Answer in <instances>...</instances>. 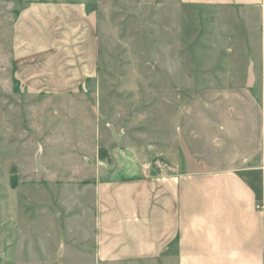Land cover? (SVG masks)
I'll return each instance as SVG.
<instances>
[{
  "label": "crops",
  "instance_id": "crops-1",
  "mask_svg": "<svg viewBox=\"0 0 264 264\" xmlns=\"http://www.w3.org/2000/svg\"><path fill=\"white\" fill-rule=\"evenodd\" d=\"M180 2L239 11L257 41L241 42L246 63L229 61L220 73L227 82L194 90L191 67L181 68L185 82L179 67L170 70L173 90H194L173 114L179 148L148 152L124 130L115 135L113 123L101 146L111 162L100 159L98 144L95 159L86 157L94 173L80 184L93 195L94 227L80 249L93 252L91 264H264V0ZM99 68L98 10L79 0H34L20 10L12 69L21 90L87 95ZM153 155L162 170L147 167ZM3 229L18 238L1 245L0 264H50L24 248L16 214L0 213V237Z\"/></svg>",
  "mask_w": 264,
  "mask_h": 264
},
{
  "label": "rangeland",
  "instance_id": "rangeland-1",
  "mask_svg": "<svg viewBox=\"0 0 264 264\" xmlns=\"http://www.w3.org/2000/svg\"><path fill=\"white\" fill-rule=\"evenodd\" d=\"M31 1L0 0V213L18 216L20 241L34 258L91 264L93 252L80 249L94 227L93 195L80 184L94 173L86 157L95 159L97 144L110 143L113 123L116 134L124 130L148 152L179 148L176 109L198 87L225 82L220 73L229 61L246 63L241 42L257 37L239 11L225 7L79 0L99 13V79L87 95H33L20 89L12 69L13 26ZM176 67L184 82L191 67L194 90H173ZM14 182L20 190L11 188ZM3 233L0 247L18 238ZM85 245L91 250V242Z\"/></svg>",
  "mask_w": 264,
  "mask_h": 264
},
{
  "label": "trees",
  "instance_id": "trees-1",
  "mask_svg": "<svg viewBox=\"0 0 264 264\" xmlns=\"http://www.w3.org/2000/svg\"><path fill=\"white\" fill-rule=\"evenodd\" d=\"M98 155H99L100 159L107 160V161L111 162V157H110L108 150L106 148L100 147L98 150ZM13 185H15V183H13Z\"/></svg>",
  "mask_w": 264,
  "mask_h": 264
},
{
  "label": "built area",
  "instance_id": "built-area-1",
  "mask_svg": "<svg viewBox=\"0 0 264 264\" xmlns=\"http://www.w3.org/2000/svg\"><path fill=\"white\" fill-rule=\"evenodd\" d=\"M152 166L156 167L158 170H162L164 164L161 161H156V162H153V163L147 165L148 168H151ZM257 207L262 209L263 205L258 204Z\"/></svg>",
  "mask_w": 264,
  "mask_h": 264
},
{
  "label": "water",
  "instance_id": "water-1",
  "mask_svg": "<svg viewBox=\"0 0 264 264\" xmlns=\"http://www.w3.org/2000/svg\"><path fill=\"white\" fill-rule=\"evenodd\" d=\"M113 129V128H112ZM113 133L116 135V133L114 132V130H113Z\"/></svg>",
  "mask_w": 264,
  "mask_h": 264
}]
</instances>
